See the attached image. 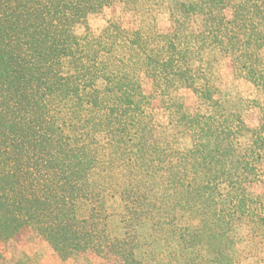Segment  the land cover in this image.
I'll list each match as a JSON object with an SVG mask.
<instances>
[{
    "label": "trees",
    "instance_id": "trees-1",
    "mask_svg": "<svg viewBox=\"0 0 264 264\" xmlns=\"http://www.w3.org/2000/svg\"><path fill=\"white\" fill-rule=\"evenodd\" d=\"M118 1L141 22L94 33ZM30 234L99 264L158 242L159 264H264V0H0V256Z\"/></svg>",
    "mask_w": 264,
    "mask_h": 264
},
{
    "label": "rangeland",
    "instance_id": "rangeland-1",
    "mask_svg": "<svg viewBox=\"0 0 264 264\" xmlns=\"http://www.w3.org/2000/svg\"><path fill=\"white\" fill-rule=\"evenodd\" d=\"M167 9L160 8L155 12L159 26L166 27L169 25V14ZM119 22L126 27H137L141 22L138 13L124 11L123 4L118 1L113 6L105 8L103 11L92 14L89 17V25L94 33H99L108 21ZM80 27L78 32H82ZM221 74L224 76L225 93L230 95H242L244 98H253L256 95L255 90L247 83L234 77L232 68L226 62L221 64ZM187 102L194 103L193 96L190 92L186 93ZM247 122L253 125L257 122V113L255 109L248 111L245 115ZM100 137V135L98 136ZM172 244L158 242L152 249L149 259L143 264H159V261L170 254ZM0 264H99L89 257L74 255L60 257L51 245L43 238L37 235H28L19 240L15 248H11L0 256ZM110 264H117L115 258H112ZM119 264V263H118Z\"/></svg>",
    "mask_w": 264,
    "mask_h": 264
}]
</instances>
